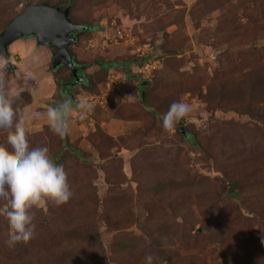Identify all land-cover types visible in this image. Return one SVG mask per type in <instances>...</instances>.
I'll list each match as a JSON object with an SVG mask.
<instances>
[{
	"label": "rangeland",
	"instance_id": "obj_1",
	"mask_svg": "<svg viewBox=\"0 0 264 264\" xmlns=\"http://www.w3.org/2000/svg\"><path fill=\"white\" fill-rule=\"evenodd\" d=\"M42 1L0 0V33ZM46 1L62 8L70 1L71 20L89 27L69 48L85 69L84 82L70 87L69 135L58 136L46 115L70 79L64 65L52 69L55 46L13 41L10 66L0 56V75L17 119L27 121L30 147L50 153L65 144L73 195L34 206L35 235L14 247L5 243L11 229L0 200V264H40L44 248L62 251L61 243L72 264H145L149 254L153 264H264L262 205L250 204L261 186L264 201V0ZM149 60L159 62L146 76L138 69ZM110 76L120 90L111 92ZM225 87L235 94L255 87L253 106L229 109L220 102ZM81 99L94 105L85 119L75 108ZM177 101L191 112L165 129L163 116ZM33 112L41 117L29 119ZM6 139L0 131V144ZM188 178L202 184L191 197L183 189ZM162 181L173 182L168 198L157 193ZM232 181L242 187L239 197L228 194ZM158 224L172 244H155L146 230ZM57 256L50 264H62Z\"/></svg>",
	"mask_w": 264,
	"mask_h": 264
},
{
	"label": "clouds",
	"instance_id": "obj_2",
	"mask_svg": "<svg viewBox=\"0 0 264 264\" xmlns=\"http://www.w3.org/2000/svg\"><path fill=\"white\" fill-rule=\"evenodd\" d=\"M79 118L85 119L94 105L81 99L75 102ZM74 101L64 98L55 106H49L47 120L50 128L61 138L70 133V121ZM191 112V106L183 101L173 102L163 116V127L172 129L174 125ZM41 113L33 112L29 119L40 118ZM24 118L17 119L13 108V98L5 90L0 75V131L7 132L5 144H0V200L6 207L3 215L7 218L11 233L8 247L28 242L35 235L36 225L31 209L44 200L60 205L73 195L68 182V174L63 165L53 162L46 146L30 147ZM145 264H153L154 257L145 256Z\"/></svg>",
	"mask_w": 264,
	"mask_h": 264
},
{
	"label": "water",
	"instance_id": "obj_3",
	"mask_svg": "<svg viewBox=\"0 0 264 264\" xmlns=\"http://www.w3.org/2000/svg\"><path fill=\"white\" fill-rule=\"evenodd\" d=\"M86 25L74 23L69 18L68 7L60 9L58 6L37 4L30 5L15 18L0 33V56L7 60L10 66V44L20 38H34L37 43H46L56 47L52 59V69L60 65L67 67L74 77L71 83H78L77 74L82 66H77L70 52V46L76 40V32L86 29ZM81 80L83 77L81 76ZM146 81L140 83L144 86ZM144 100V90H141ZM183 131L182 127H179Z\"/></svg>",
	"mask_w": 264,
	"mask_h": 264
},
{
	"label": "trees",
	"instance_id": "obj_4",
	"mask_svg": "<svg viewBox=\"0 0 264 264\" xmlns=\"http://www.w3.org/2000/svg\"><path fill=\"white\" fill-rule=\"evenodd\" d=\"M39 4L52 5V4H49V1H46V0H43ZM70 4H71L70 1H67L64 4L65 7H68L69 18H70ZM54 6H58L60 9H64L65 8V7L62 8L59 3L54 5ZM15 17L16 16H14L13 18H15ZM13 18H11L10 20H8L6 22V24L2 27V31L11 22V20ZM70 20H71V18H70ZM86 27H87V25H86ZM87 28H89V27H87ZM83 30H85V29H83ZM76 34H77V32H76ZM54 70H56V68ZM72 80H74V77H73V75L71 74V71H70V79L67 80V81H64L63 83H61L59 89L63 85L71 84V82H69V81H72ZM143 87L144 86L140 87V84H139L140 93H141V90L143 89ZM242 91H241L242 93L238 92L237 94H235V93H233V91L231 92L230 90H227L226 87H225V89L221 90V95H219L220 97H222V99H220V102H227V104H225V106H227L231 110L239 111V110H243V109H249L251 106H253L252 105L253 103L249 102V100L251 99L252 95H254V93L257 92V91H255V87H253V88H251L249 90H242ZM150 113H151L152 116L155 114L153 112H150ZM58 143H59V141H58ZM62 146H65V144L58 145L57 147H55V150H51L52 152H50L49 155H50L51 159L53 160V162H55L57 164L65 165L67 163H66V160H65L64 153L63 152L61 153ZM74 156L80 157L81 159H85V157L83 158V156L80 153H75ZM73 159H75V157ZM250 184H251V186L254 185L253 183H250ZM159 185L162 186V187H160L158 185L156 186L157 193L159 195L163 196L164 198H166V196L168 198L169 197L168 190H170V188H173V182L172 181H162V182L159 183ZM201 186H202V184H201L200 180L195 181L194 178H188L186 180V182L183 183V189L186 190V195L189 196V197H191L193 195H196L198 192H200L199 189L201 188ZM179 187H180V185L176 186V189H178ZM261 187L253 191V193L254 192L255 193L253 194V197L251 198L250 204L252 206H254V205H257V204L260 203L262 205V209L259 212H260V215L264 216V201H262L260 198L257 197L258 192H260L262 190ZM263 187H264V182H263ZM227 190H230V191H228V194H230V195H232L234 197H239L243 193V190H242L241 186H233V181L231 183L230 182L228 183ZM212 212H213L212 214H214V211H212ZM204 226L207 227V228H211L212 224L209 221H207ZM146 231H148L149 235L151 233V235L154 238V241H155L156 245H163L165 243H167V244H172L173 243L172 235L169 234L168 228L163 226V225L158 224L157 227L154 228V230L151 229V227H148V229ZM183 236H180L179 240H184L185 241L186 238L184 239ZM130 244L133 247L137 246L135 243H130ZM63 247H64V245L62 243L58 244L57 248L59 250H62V251H56L57 250L56 249L53 252H47V249L44 248V251L46 253L43 252V254H42V263H40V264H50V261H53V258H55L57 255H58L57 259L59 260V262L62 261V264H72V261H70L71 259L68 257V252H72V251L68 250V251H66L67 255H64L63 253L65 251V247H64V249H63ZM147 249H148V246L145 244L140 250H144L145 251ZM134 250L135 249H133L132 251H129V253H128L129 257H131L132 255H134V256L136 255L135 253L137 251L135 252ZM72 256H73V253H72ZM169 258H172V257L170 256Z\"/></svg>",
	"mask_w": 264,
	"mask_h": 264
},
{
	"label": "built area",
	"instance_id": "obj_5",
	"mask_svg": "<svg viewBox=\"0 0 264 264\" xmlns=\"http://www.w3.org/2000/svg\"><path fill=\"white\" fill-rule=\"evenodd\" d=\"M157 62H159V61L158 60L146 61L140 65V68L138 69V71L140 73L143 72L146 74V76H148L150 74L151 70L156 67ZM109 80L111 81V86H110L111 92H114L115 90H117V91L120 90L121 86L118 83L119 82L118 76H110Z\"/></svg>",
	"mask_w": 264,
	"mask_h": 264
},
{
	"label": "flooded vegetation",
	"instance_id": "obj_6",
	"mask_svg": "<svg viewBox=\"0 0 264 264\" xmlns=\"http://www.w3.org/2000/svg\"><path fill=\"white\" fill-rule=\"evenodd\" d=\"M88 29V28H87ZM80 31H82V30H80ZM80 31H78V32H80ZM77 32V33H78ZM75 61V60H74ZM75 63H76V65L77 66H80V64L77 62V61H75ZM84 68H82V69H79L78 70V72H77V74L79 75V81L78 82H81V81H83L84 82V80H81V76L83 77V73H84ZM73 81V80H72ZM72 81H69V82H72ZM72 86V84H68V85H63L61 88H60V98H61V102H62V100L64 99V98H70V99H73V94H72V92H71V90H70V87ZM56 104H53V106H55Z\"/></svg>",
	"mask_w": 264,
	"mask_h": 264
}]
</instances>
